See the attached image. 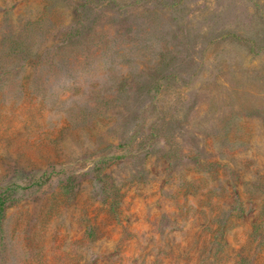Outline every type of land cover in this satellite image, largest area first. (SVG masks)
Returning a JSON list of instances; mask_svg holds the SVG:
<instances>
[{
    "label": "rangeland",
    "instance_id": "1",
    "mask_svg": "<svg viewBox=\"0 0 264 264\" xmlns=\"http://www.w3.org/2000/svg\"><path fill=\"white\" fill-rule=\"evenodd\" d=\"M0 264H264V0H0Z\"/></svg>",
    "mask_w": 264,
    "mask_h": 264
},
{
    "label": "trees",
    "instance_id": "2",
    "mask_svg": "<svg viewBox=\"0 0 264 264\" xmlns=\"http://www.w3.org/2000/svg\"><path fill=\"white\" fill-rule=\"evenodd\" d=\"M3 207H4V202L1 200V201H0V218H2ZM0 224H1V223H0Z\"/></svg>",
    "mask_w": 264,
    "mask_h": 264
}]
</instances>
